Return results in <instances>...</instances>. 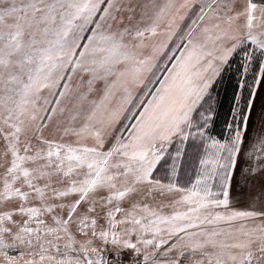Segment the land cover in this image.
Here are the masks:
<instances>
[{"label":"snow or ice","instance_id":"6c2138e0","mask_svg":"<svg viewBox=\"0 0 264 264\" xmlns=\"http://www.w3.org/2000/svg\"><path fill=\"white\" fill-rule=\"evenodd\" d=\"M0 264H264V0H0Z\"/></svg>","mask_w":264,"mask_h":264},{"label":"trees","instance_id":"16d2710c","mask_svg":"<svg viewBox=\"0 0 264 264\" xmlns=\"http://www.w3.org/2000/svg\"><path fill=\"white\" fill-rule=\"evenodd\" d=\"M229 77L216 88V117L211 131L217 137H220L225 131V124L230 119L232 103L236 92L235 75L230 73Z\"/></svg>","mask_w":264,"mask_h":264},{"label":"crops","instance_id":"0c3cea01","mask_svg":"<svg viewBox=\"0 0 264 264\" xmlns=\"http://www.w3.org/2000/svg\"><path fill=\"white\" fill-rule=\"evenodd\" d=\"M258 103H259V99H258V101H257V105H258ZM251 147H252V146L250 145V149H251Z\"/></svg>","mask_w":264,"mask_h":264},{"label":"rangeland","instance_id":"374dc122","mask_svg":"<svg viewBox=\"0 0 264 264\" xmlns=\"http://www.w3.org/2000/svg\"><path fill=\"white\" fill-rule=\"evenodd\" d=\"M257 147H258V145H257ZM165 211H168V209H165Z\"/></svg>","mask_w":264,"mask_h":264},{"label":"built area","instance_id":"2783aa9c","mask_svg":"<svg viewBox=\"0 0 264 264\" xmlns=\"http://www.w3.org/2000/svg\"><path fill=\"white\" fill-rule=\"evenodd\" d=\"M125 259H127V257H125Z\"/></svg>","mask_w":264,"mask_h":264}]
</instances>
